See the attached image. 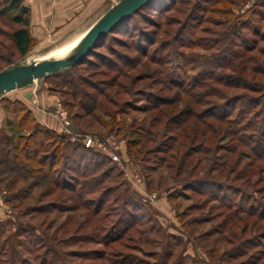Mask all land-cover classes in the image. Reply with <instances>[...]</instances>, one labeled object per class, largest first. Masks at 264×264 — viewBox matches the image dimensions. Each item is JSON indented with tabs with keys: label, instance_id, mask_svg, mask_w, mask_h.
Segmentation results:
<instances>
[{
	"label": "rangeland",
	"instance_id": "rangeland-1",
	"mask_svg": "<svg viewBox=\"0 0 264 264\" xmlns=\"http://www.w3.org/2000/svg\"><path fill=\"white\" fill-rule=\"evenodd\" d=\"M13 15L0 14V71L72 51L32 36L28 9L32 41L20 55ZM85 57L0 94L2 124L10 119L14 143L26 133L3 108L19 97L71 141L90 136L79 153L103 161L99 189L112 191L82 198L90 209L91 197L102 201L93 216L78 190L29 186L0 165V264H264V0H155ZM187 106L210 116L177 130ZM194 126L205 132L194 138Z\"/></svg>",
	"mask_w": 264,
	"mask_h": 264
},
{
	"label": "trees",
	"instance_id": "trees-1",
	"mask_svg": "<svg viewBox=\"0 0 264 264\" xmlns=\"http://www.w3.org/2000/svg\"><path fill=\"white\" fill-rule=\"evenodd\" d=\"M154 1L155 0H150L132 15L137 14L142 8L154 3ZM8 12H14L12 20L15 23L20 24L18 28L13 29L10 32V38L18 53L20 55H25L28 52L32 41L28 30V8L22 4V0H0V14L4 15ZM132 15L118 23L110 32L116 31L121 23L128 20ZM110 32L101 38L94 47L100 44ZM93 48L85 56L90 55ZM85 56L78 62H84V60H86ZM56 74H58V72L50 75ZM177 86L181 89L182 84H178ZM198 86H206V84H199L197 87ZM8 103L9 105H12V110L8 109ZM3 106L4 110L15 114L16 120L14 128L18 131H26V133H19L16 136V143H14L12 136L6 133V128L12 127L11 121H9L10 119L0 126V165L3 167L4 171H9L20 179L31 178L29 186H36L44 181H51L55 187L65 188L71 192L75 191V193L78 190L79 192L76 193V199L86 210L91 207L86 201H82L84 196L99 192L98 196L104 200L105 196L110 194L112 189L103 188L102 192H100L99 189L100 185L106 181L107 177H109L108 170L101 169V164H104L102 163L103 161L95 160L86 162L83 161L82 153H79V150L90 152V148L85 147L78 141H71L69 135L66 133L57 132L54 129L39 123L32 111L21 101H4ZM89 109L87 110L90 111ZM18 111L22 113L18 115ZM206 112L207 111L200 113L194 112L192 107L190 108L188 106L179 109L177 115L179 123L175 129L182 131V124L192 117L203 118V116H210V114H206ZM195 127L196 126L192 128L193 132L191 133L194 138L197 137V133L205 132L204 127H202L203 130H200L199 126ZM256 147L263 150L262 145ZM129 148H131L130 145ZM134 151L137 152L136 149ZM104 158L107 159L105 155ZM53 172L57 174L55 177L56 179H52ZM68 181L72 183L74 182L75 184L73 185L71 183L70 187H68ZM193 181H195V179L191 182ZM238 192L241 193L240 190ZM91 198L90 201H95L91 202L94 207L93 209H90V212L93 216H96L99 213V206L102 205V201L99 202L100 198L97 199L98 201H96L94 197ZM133 198L134 197L132 196V199ZM240 198L244 201L247 196L243 194ZM125 202L126 200L124 201V204L126 205ZM142 203V205L146 206L145 202L142 201ZM251 208H253V205ZM1 225L2 222L0 221V226ZM122 228L124 230L126 226ZM12 237L13 235H9L6 239L10 242V245L15 243ZM10 256H12V254H10Z\"/></svg>",
	"mask_w": 264,
	"mask_h": 264
},
{
	"label": "crops",
	"instance_id": "crops-1",
	"mask_svg": "<svg viewBox=\"0 0 264 264\" xmlns=\"http://www.w3.org/2000/svg\"><path fill=\"white\" fill-rule=\"evenodd\" d=\"M108 0H23V5L30 9L31 35L44 39L48 33L61 43L75 44L83 33L100 17ZM14 90V89H13ZM18 99L19 97H14ZM29 109L39 123L60 132V125L54 120L42 116L39 108ZM1 110V108H0ZM5 115L1 110L0 126ZM5 212L0 205V221L5 219Z\"/></svg>",
	"mask_w": 264,
	"mask_h": 264
},
{
	"label": "water",
	"instance_id": "water-1",
	"mask_svg": "<svg viewBox=\"0 0 264 264\" xmlns=\"http://www.w3.org/2000/svg\"><path fill=\"white\" fill-rule=\"evenodd\" d=\"M150 0H118L107 9L79 38L65 57H52L17 64L0 71V94L30 85L35 80L57 73L80 61L95 44L118 23L137 12Z\"/></svg>",
	"mask_w": 264,
	"mask_h": 264
},
{
	"label": "built area",
	"instance_id": "built-area-1",
	"mask_svg": "<svg viewBox=\"0 0 264 264\" xmlns=\"http://www.w3.org/2000/svg\"><path fill=\"white\" fill-rule=\"evenodd\" d=\"M93 144H95L94 143V140L90 137V136H88L85 140H84V145L86 146V147H88V146H93ZM96 145H98L99 147H101L102 145L100 144V143H98V144H96ZM111 158H114L113 156H110Z\"/></svg>",
	"mask_w": 264,
	"mask_h": 264
},
{
	"label": "bare ground",
	"instance_id": "bare-ground-1",
	"mask_svg": "<svg viewBox=\"0 0 264 264\" xmlns=\"http://www.w3.org/2000/svg\"><path fill=\"white\" fill-rule=\"evenodd\" d=\"M70 43H66V44H63L61 45L57 50L58 51H62L63 49H65ZM73 44V43H72ZM76 44V43H75Z\"/></svg>",
	"mask_w": 264,
	"mask_h": 264
}]
</instances>
